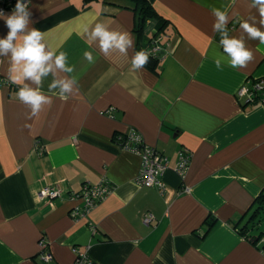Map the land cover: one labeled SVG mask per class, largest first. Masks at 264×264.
Masks as SVG:
<instances>
[{
	"label": "crops",
	"instance_id": "0c3cea01",
	"mask_svg": "<svg viewBox=\"0 0 264 264\" xmlns=\"http://www.w3.org/2000/svg\"><path fill=\"white\" fill-rule=\"evenodd\" d=\"M150 2L167 23L159 30L149 21L139 43L129 0H32L25 32H44L41 42L67 53L74 69L42 77L40 91L52 103L35 117L16 96L23 85L10 79L11 50L0 52V264H75L76 250L95 264H264V237L253 241L260 232L249 223L264 193V104L238 97L241 87L264 79V44L240 27L258 22V9L252 0ZM212 9L226 13L229 37L252 51L246 66L229 64ZM98 22L130 34L127 55L105 56L91 41L84 29ZM9 32L0 20V39ZM157 37L167 45L156 69H132L135 53ZM63 79L76 81L67 99L50 88ZM132 130L168 157L164 193L138 182L140 155L116 140ZM181 151L191 155L184 179L175 171ZM102 181L113 189L73 217L85 206L75 194ZM49 186L60 194L40 198ZM148 212L155 217L149 224ZM42 238L54 256L49 263L40 256Z\"/></svg>",
	"mask_w": 264,
	"mask_h": 264
},
{
	"label": "clouds",
	"instance_id": "9594fccd",
	"mask_svg": "<svg viewBox=\"0 0 264 264\" xmlns=\"http://www.w3.org/2000/svg\"><path fill=\"white\" fill-rule=\"evenodd\" d=\"M31 0H16L15 7L10 14H5L0 11V20L4 21V27L9 28L10 32L7 37L0 39V52L6 54L9 50L12 52V61L10 79L13 83L23 85L16 92L18 100L30 106V115L35 117L42 109V105L51 104V98L42 94L40 84L42 77L47 76L55 69L63 70L67 73L74 71L73 67L67 65V53L60 51L56 54V50L44 41L45 33L40 29L32 27L29 31L25 29L32 21V13L29 10ZM252 6L258 9L259 21L242 20L240 27L252 39H259L261 44H264V0H252ZM215 16L213 31H218L222 35L220 44L223 46V51L228 54L229 64L233 68H242L253 58L252 51L245 46L243 39L238 37H229L226 30L229 17L225 12L219 9H212ZM257 23L259 26H257ZM84 31L88 33L91 41L96 42L98 39V48L108 56L110 51L118 50L121 54L127 55L128 49L132 47L133 40L127 31L111 30L104 23H96L89 32L85 27ZM18 34H22V39L19 43L14 44ZM46 47L48 50L46 51ZM84 59L90 64L95 63V57L92 51H84ZM148 54L141 50L136 52L131 59L132 69H141L148 61ZM217 67H220V61H215ZM31 79L37 85L34 89L24 81ZM75 79L54 80L50 85L52 89H59L57 93L61 98L67 99L68 93L73 91ZM78 92V89H77Z\"/></svg>",
	"mask_w": 264,
	"mask_h": 264
},
{
	"label": "built area",
	"instance_id": "2783aa9c",
	"mask_svg": "<svg viewBox=\"0 0 264 264\" xmlns=\"http://www.w3.org/2000/svg\"><path fill=\"white\" fill-rule=\"evenodd\" d=\"M32 2V0H31ZM16 0H0V11L5 14L12 11L15 7ZM30 6V5H29ZM166 45L161 43V37H157L153 40L147 53L163 57L166 54ZM1 63L0 58V81L3 80L1 77ZM264 79L255 81L252 86L245 85L238 91V97L244 98L246 102L252 103L257 95L261 96L259 102L264 104V96L261 95L263 91ZM125 139L119 142V145L131 151L136 152L141 157V168L137 180L140 184L147 187H156L161 193L166 191V183L163 180V175L168 168V157L158 150L155 146L148 145L145 143L142 134L137 130L129 131L125 134ZM41 151L43 149L40 146ZM191 155L187 151H181L175 167V171L181 178H185L187 171L190 166ZM112 185L109 182L102 181L97 185L85 184L82 190L75 194V197L83 198L85 206L81 211L75 208L71 211L73 217H77L81 214H86L96 204H98L111 190ZM60 194V189L55 186H49L39 191L38 195L40 198H53ZM154 215L150 212L145 213L143 221L147 224L154 220ZM41 247V259L44 262H51L54 259L52 252L47 249V243L44 238L40 240ZM75 264H95L94 261L88 256L87 252H81L76 250Z\"/></svg>",
	"mask_w": 264,
	"mask_h": 264
},
{
	"label": "trees",
	"instance_id": "16d2710c",
	"mask_svg": "<svg viewBox=\"0 0 264 264\" xmlns=\"http://www.w3.org/2000/svg\"><path fill=\"white\" fill-rule=\"evenodd\" d=\"M129 1L133 3V11L135 13L134 31L137 35V39H138L139 43H141V40L145 38V29H146L149 21L156 20L159 30L164 29L167 21L165 19H163L157 13V11L155 10V8L152 5V3L150 2V0H129ZM153 40L154 39L151 38L147 42V45H146L147 49L145 48L146 53H147V50L150 48ZM148 56H149V58H148V61L145 65L148 68L155 70L157 67V64L160 61V57H159V55L154 56L151 54H148ZM260 99H261V96L257 95L255 97V99L252 101V103L249 102V103H247V105L256 104L259 102ZM115 136H116V140H118V142H120V143H121V141H123L125 139L124 133H116ZM256 201L259 205L254 209L249 223H251L252 227L258 231V229H260L259 226L264 225V193L259 195V197L256 199ZM212 225H213V222L210 223L209 229H211ZM252 227H250V228H252ZM248 229H249L248 224H246L241 228V232H244L245 230H248ZM258 233H259L258 237L253 236V238H252V240L255 242L260 241L264 237V229L258 231Z\"/></svg>",
	"mask_w": 264,
	"mask_h": 264
},
{
	"label": "rangeland",
	"instance_id": "374dc122",
	"mask_svg": "<svg viewBox=\"0 0 264 264\" xmlns=\"http://www.w3.org/2000/svg\"><path fill=\"white\" fill-rule=\"evenodd\" d=\"M260 227V229H258V231H260V230H263L264 229V225L263 226H259Z\"/></svg>",
	"mask_w": 264,
	"mask_h": 264
}]
</instances>
